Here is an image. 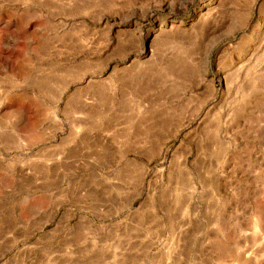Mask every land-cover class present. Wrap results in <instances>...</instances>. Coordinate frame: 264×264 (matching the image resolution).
Segmentation results:
<instances>
[{
  "label": "rangeland",
  "instance_id": "1",
  "mask_svg": "<svg viewBox=\"0 0 264 264\" xmlns=\"http://www.w3.org/2000/svg\"><path fill=\"white\" fill-rule=\"evenodd\" d=\"M0 264H264V0H0Z\"/></svg>",
  "mask_w": 264,
  "mask_h": 264
},
{
  "label": "bare ground",
  "instance_id": "2",
  "mask_svg": "<svg viewBox=\"0 0 264 264\" xmlns=\"http://www.w3.org/2000/svg\"><path fill=\"white\" fill-rule=\"evenodd\" d=\"M181 261V260H180Z\"/></svg>",
  "mask_w": 264,
  "mask_h": 264
}]
</instances>
